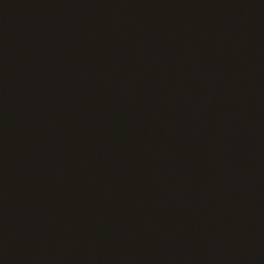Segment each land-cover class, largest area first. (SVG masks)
<instances>
[{
  "label": "water",
  "instance_id": "obj_1",
  "mask_svg": "<svg viewBox=\"0 0 264 264\" xmlns=\"http://www.w3.org/2000/svg\"><path fill=\"white\" fill-rule=\"evenodd\" d=\"M0 264H264V0H0Z\"/></svg>",
  "mask_w": 264,
  "mask_h": 264
}]
</instances>
